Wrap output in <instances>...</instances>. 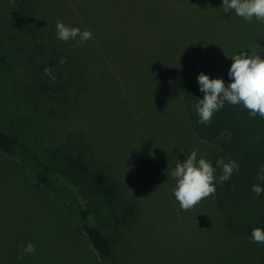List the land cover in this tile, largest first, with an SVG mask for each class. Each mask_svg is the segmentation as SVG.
I'll list each match as a JSON object with an SVG mask.
<instances>
[{
    "label": "rangeland",
    "instance_id": "obj_1",
    "mask_svg": "<svg viewBox=\"0 0 264 264\" xmlns=\"http://www.w3.org/2000/svg\"><path fill=\"white\" fill-rule=\"evenodd\" d=\"M42 1L64 24L92 32L79 47L58 40L57 33L48 35L53 41L45 38L55 43L51 59L77 56L81 79L83 60L86 89L77 90L73 111L57 118L60 110H50L53 96L41 83L46 57L33 55L16 67L14 79L0 75V129L9 132L12 126L3 108L24 101L47 129L51 142L42 146L51 149L54 162L65 161L64 174L71 177L68 167L79 156L93 169L95 163L87 174L77 166L74 181L83 193L95 186L88 203L114 264H222L216 255L231 247L214 195L182 211L170 173L192 150L214 167L221 157L231 160L219 138L203 142L191 132L182 93L198 71L229 64L233 54L264 56V23L247 22L234 10L224 13L223 0ZM5 47L6 55L12 52L20 61L23 47L16 38ZM105 166L115 188L88 182ZM221 175L216 168V180ZM109 190L119 193L114 200L105 195ZM28 242L35 254L23 253ZM0 264H98L65 204L1 157Z\"/></svg>",
    "mask_w": 264,
    "mask_h": 264
},
{
    "label": "trees",
    "instance_id": "obj_2",
    "mask_svg": "<svg viewBox=\"0 0 264 264\" xmlns=\"http://www.w3.org/2000/svg\"><path fill=\"white\" fill-rule=\"evenodd\" d=\"M57 17L48 10V6L42 0H0V75L4 73L6 76L9 75L10 79H14L17 66L27 62L33 55L38 56V53H40L38 59L45 56L46 62L43 64L52 69L56 79L53 82L46 75V81L43 80L41 83L53 96L50 110L57 107L60 113L56 117L63 118L62 116L68 115L74 106L76 107L77 90L80 89L83 93L86 89L84 83L86 65L82 60L81 79L77 56H71L64 64L49 56L48 51L55 43L52 44L53 39L48 35L57 33ZM15 38L23 47V50L19 49L20 61H17L18 56L14 53L9 52L7 55L4 53L5 49H10L5 45ZM45 38L52 41H46ZM231 63L232 61L226 65L205 68L192 76L183 90L182 105L194 136L203 142L219 138L222 152L239 165V170L234 171L228 181L221 184L218 178L215 182L214 203L226 231L223 230L224 238L228 241V247L232 248L225 253L222 252L223 255L217 254V262L264 264V244L251 242V231L257 227L264 229V193L257 196L251 190L254 184L264 187V181L257 179L260 166L264 165V119L258 115L252 117L241 105L233 106L226 102L223 109L214 113L211 123L205 125L198 123L199 117L195 109L198 99L204 96L199 89L198 75L204 73L212 79L222 78L227 85L231 82L227 75ZM25 107L22 101L20 107L3 108L7 110L12 126L9 132L0 129V157L11 161L26 172L32 178L35 188L65 204L74 217L79 231L90 245L98 264H114L109 240L96 223L95 213L88 203V198L91 199L95 195V186L90 187L87 193H83L74 181L78 176L77 168L82 169V174L85 171L87 174L88 170L95 169V163L93 169L92 162L79 156V159L68 167L72 171L71 177L64 174L60 163L63 164L65 161L54 162L56 158L54 153L47 146H42V143H50L51 139L44 135L47 129L37 120L36 109L33 114L29 113L32 108ZM80 159L82 163H79ZM108 173L106 166L102 167V170L98 169L91 173L92 179L87 178L90 180L88 182L92 185L115 188L118 186L116 180ZM118 194L117 191L109 190L105 195L114 200Z\"/></svg>",
    "mask_w": 264,
    "mask_h": 264
},
{
    "label": "clouds",
    "instance_id": "obj_3",
    "mask_svg": "<svg viewBox=\"0 0 264 264\" xmlns=\"http://www.w3.org/2000/svg\"><path fill=\"white\" fill-rule=\"evenodd\" d=\"M222 8L224 13L234 10L236 16L247 22L255 18L264 23V0H223ZM56 32L58 40H74L76 47L92 39L90 30L81 31L80 28L66 25L60 20L56 22ZM230 59L232 63L227 75L231 82L227 85L222 78L212 79L204 73L198 75L199 89L204 93L203 98L198 99L195 105L200 124L209 125L214 113L223 109L226 102L233 106L241 105L252 117L258 115L264 119V56L240 51ZM65 62L64 58L60 59L61 64ZM44 73L55 82L51 68L45 67ZM215 165L214 167L212 162L204 158L197 159V150H192L183 162L177 160L170 175L176 181L173 195L180 205V210L189 211L215 194L216 168H222V175L219 177L221 184L228 181L234 171L239 170L236 161L225 163L223 157L217 159ZM257 179L264 181V165L260 166ZM251 190L257 196L264 193V187L260 184L252 185ZM251 242L264 244V229L254 228L251 231ZM35 252L33 243L28 242L23 246L24 254Z\"/></svg>",
    "mask_w": 264,
    "mask_h": 264
}]
</instances>
